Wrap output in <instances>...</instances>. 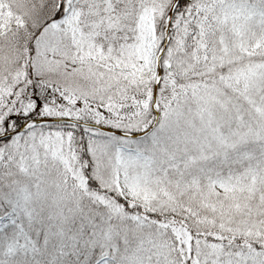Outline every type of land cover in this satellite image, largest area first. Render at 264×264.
<instances>
[{
	"label": "snow or ice",
	"instance_id": "6c2138e0",
	"mask_svg": "<svg viewBox=\"0 0 264 264\" xmlns=\"http://www.w3.org/2000/svg\"><path fill=\"white\" fill-rule=\"evenodd\" d=\"M0 264H264V0H0Z\"/></svg>",
	"mask_w": 264,
	"mask_h": 264
}]
</instances>
